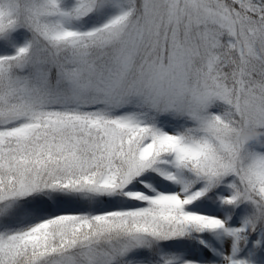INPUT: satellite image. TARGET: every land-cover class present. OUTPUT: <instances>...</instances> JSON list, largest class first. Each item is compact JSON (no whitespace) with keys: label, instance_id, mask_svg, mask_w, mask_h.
<instances>
[{"label":"snow or ice","instance_id":"6c2138e0","mask_svg":"<svg viewBox=\"0 0 264 264\" xmlns=\"http://www.w3.org/2000/svg\"><path fill=\"white\" fill-rule=\"evenodd\" d=\"M0 264H264V0H0Z\"/></svg>","mask_w":264,"mask_h":264}]
</instances>
